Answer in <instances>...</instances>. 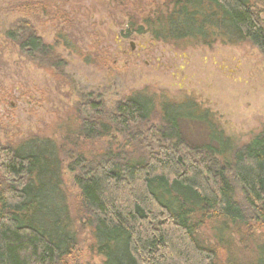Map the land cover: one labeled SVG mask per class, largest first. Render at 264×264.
I'll return each mask as SVG.
<instances>
[{"label":"trees","instance_id":"trees-1","mask_svg":"<svg viewBox=\"0 0 264 264\" xmlns=\"http://www.w3.org/2000/svg\"><path fill=\"white\" fill-rule=\"evenodd\" d=\"M121 6L135 10L127 28L153 41L248 44L264 57V21L253 0ZM6 36L43 68L60 66L27 22ZM79 97L80 144L67 141L66 157L74 158V213L59 144L0 142V264H264V126L238 144L191 101L136 93L107 112L90 94ZM93 143L98 148L86 150ZM84 232L88 261L76 254Z\"/></svg>","mask_w":264,"mask_h":264},{"label":"rangeland","instance_id":"rangeland-1","mask_svg":"<svg viewBox=\"0 0 264 264\" xmlns=\"http://www.w3.org/2000/svg\"><path fill=\"white\" fill-rule=\"evenodd\" d=\"M138 2L145 10L152 2L162 4ZM253 2L264 21V0ZM121 4L122 0H0V142L37 137L59 144L72 213L79 195L73 183L76 173L68 170L74 158L66 159L72 151L67 141L80 144L74 112L80 95L90 94L107 112L136 93L159 102L191 101L210 110L225 135L238 144L264 126V57L255 48L219 43L175 48L156 42L139 34L137 26L127 28L135 10ZM23 22L52 49L60 66L43 68L7 38L8 31ZM114 140L118 144L120 138ZM96 148V143L86 146L90 151ZM80 239L76 254L88 261L87 234L81 233ZM93 263L99 264L98 259Z\"/></svg>","mask_w":264,"mask_h":264}]
</instances>
